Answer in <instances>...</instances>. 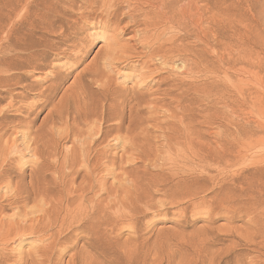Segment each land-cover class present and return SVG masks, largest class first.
<instances>
[{"label":"rangeland","instance_id":"obj_1","mask_svg":"<svg viewBox=\"0 0 264 264\" xmlns=\"http://www.w3.org/2000/svg\"><path fill=\"white\" fill-rule=\"evenodd\" d=\"M25 1L27 0H22L18 5V0H0V77L2 78V79L0 78V99H1L0 100V114H1L0 124H2L1 126L4 127V128L1 127L2 129H0V132L2 130V132H4V135H6V136H3L4 139L1 138L0 141H1V144H4L6 143L5 139L6 138L9 139L10 137L9 141L11 140V142H7L8 146H11V145L15 146L13 147V149L4 148L5 150L3 151L1 150V146H0V151H1L0 157L2 158V160L4 159V157H6L5 159H8V158L13 159L14 161L11 160V163H13L14 165H16L17 162L19 161L18 165L20 166L21 169L19 168L18 165H16L15 168L18 167V169L24 170L23 171L24 179H23V182H20L19 187H22L21 189H23L24 186H26L25 188L27 190H30L33 188L31 192L34 191L33 193L34 196L30 194V199H29L30 201L28 200V202H30L28 203L29 205L27 204V201H26L25 202L26 204L23 203L22 206L21 204L20 205L12 204L13 206L11 205L10 207L8 204L9 201L7 200L6 196H4L6 194H8L7 196H11L9 195L10 190L5 189V186L1 185L4 188L2 187L0 188V195H2L1 197L3 198V199L0 198V205L2 206L5 205L6 208L4 206L5 209H3V211L0 212V215H2L6 219H9V218L11 219V218H14V216H16L17 218H20L19 217L20 215L26 216L28 214V216L24 218L33 217V218L38 219L39 217H41L40 219L41 221L36 223L37 221L35 220V223H34L35 225L32 224V226L34 225L33 227L37 230V232H35L36 234L26 233L25 235L26 237L23 235V237L25 238L22 240L21 243L10 240L7 243L5 242L3 244H0V264H85V263L86 264L88 263L90 264H234V263L235 264H244V263L249 264L250 262L252 263V261H249V260L250 259L252 260L254 257L257 258V256L259 258L258 259L254 258L255 260L253 259L254 260L253 263L261 264L263 262L264 264V261H263L264 259V242H263L264 240L263 239L264 238L263 236L264 235V212H263L264 211V0H209L210 7H209L208 13L205 12L204 6L202 5L203 3L199 2L198 4L200 6H199L198 12L200 14L197 13L196 16L192 20L190 19L188 12L184 10L178 11L180 15L179 17L180 23L178 22V25H176V27L173 28L171 31V34L173 32V35H175L178 38V43L181 41L182 44H187L189 47L202 48L203 40L205 39L203 36L202 28L204 30V28L208 26V45H209V51H211L210 56L213 61V64L211 66L212 78L210 80L212 81V91H211L209 99L201 102L200 106L197 108L195 112L198 122L195 125L194 129H196L195 132L197 133V136H199V139L201 140L200 144L206 142L211 145H216V142L227 141L230 144L231 148L233 149H237L238 145L242 146L243 148L242 156L244 157V158L243 157L240 158L238 161H236L234 158L231 159L228 163L229 166L226 167L225 169H220L217 172L215 169L214 171L212 169V171L210 170L208 174H204V176L207 178L205 181L207 182L198 180V185L196 181V184L194 185V187L195 186L197 187L198 190L196 191H199L200 189L205 191V188L203 186L205 185L207 194H206V191L205 192L201 191L198 193V195L192 196L191 198H189L185 194L183 195L181 192H179V189L176 190V193L173 192L176 187L175 182L178 179L177 176L180 175L178 176L180 178L181 175L183 176V174L176 171L178 174H176L175 176V173L173 171L171 173H174V175L170 177L169 176L171 175L169 174L170 172L168 173L166 170L163 169V168H166L167 164L165 165L164 163L163 165L160 164L162 163L161 159L162 158L166 159L167 154H170L169 153L170 151L174 155V153H176L180 148H182L180 149L179 152L176 153V154H179V153L181 154L182 150L184 149L185 141L183 142L177 141L178 144L175 143L176 140L172 141V143L177 145L175 146L174 144L171 143V141L169 142L170 143L169 145V143L164 139V141L168 143L169 145L168 146L165 143L167 145L166 146L163 141V138H165V136L163 135V133H161L163 132L162 131L163 129L161 128V126L164 127V125L161 124L160 127L155 126L153 124L154 123L153 121L146 123L145 124L146 126L148 124L147 127L143 125L145 126L144 129L146 132L144 131L142 127L141 128L144 131V133L140 132V126H136L137 128H135L131 123H129L128 109H129V106L131 107L132 105L131 103H133V100L130 101L128 99L130 94H127L128 92L125 90H124L125 93H123L122 89H121L122 92L120 90L119 91L117 90V89H120L121 87L122 88L125 87V89H128V88L130 89L131 87L134 86V83L136 85V83L139 80L138 79L139 77L137 78V74H136L138 72L137 69L140 68L141 63L142 64L144 63V65L147 64L145 62H147L148 59L144 56L143 53L142 54L140 53L141 52L140 50H142L140 49L141 46L139 44H137V46L133 45V43H137L138 41L137 38L139 36V33L136 30L139 28H136L134 30V28L130 26L124 32L122 29L119 28L120 30L115 31L116 33L115 32L111 33V31H107L104 35L101 36L102 31L97 26H93L90 19L86 21L83 20L82 24L81 22H79L74 26L72 25L71 22H64L63 17H62L63 15L61 16L62 13L60 14L58 13L59 16H57L56 14L55 16H52V18L55 19L52 25H49L47 24V22L37 19L38 26L35 29L31 30L28 27L27 22L30 21L33 18V16L39 17L40 13L43 11L42 6L44 5V2L46 1L49 2L51 0H33V1L29 0L28 6H27L29 10L26 8V11L28 10L30 12L28 11L21 12L19 11L21 8L20 4L25 3ZM186 3H187V0H181L179 2L178 7L184 8ZM58 5H59L58 9L62 10V7L60 6L61 4H58ZM194 11L195 9H193V12ZM206 15L208 16V23L205 20ZM199 17L203 19L202 23L196 22V20ZM126 21L127 20H124L121 26H124ZM61 22L65 23L63 24L62 29L59 27L61 25L60 24ZM202 24H203V27L201 28L200 26ZM69 25H71L72 27L70 28ZM75 28L76 30H74ZM78 28L80 29L78 30ZM121 32L123 34H121ZM114 34H116V36L119 34L117 36L116 41L120 39V42L119 41L116 42V45L113 44L107 49V46L111 44V42L108 39L110 35H114ZM81 41H83L85 44ZM106 41L108 42V44L109 43L110 44L109 45L106 44ZM77 43L81 45L82 49L80 51H77L76 49L73 48V45ZM121 43L122 44L124 43V45H122ZM119 48L121 49L120 52H119L120 50ZM114 49L118 54L114 52ZM74 50L76 51V54L74 53L75 52ZM81 51H82V54H81ZM105 52H106V56L104 55ZM107 53L108 55L110 54V56L113 54L112 55L113 57L108 58ZM137 53H140V55ZM115 55L116 56L118 55V58L116 57L118 60L114 59ZM102 56L103 57L105 56L104 58L107 57V59H104ZM140 56L142 59L140 58ZM101 57L104 59L103 60L104 62L105 60H108V62L110 63L108 67L110 69L107 66L103 65L104 62L102 61ZM111 59H114L115 61L114 60L112 61ZM142 60H144L145 62H143ZM5 64H10L12 67H16V68L10 71H7V72L2 71L1 69L5 66ZM113 64L115 67L113 66ZM152 64L154 68H156L159 66L160 61L157 59L153 60ZM174 64H176V66L178 67L180 66L182 67L183 65L181 64L180 60H178ZM168 66L166 65L167 69H171L175 67V65L173 64L168 65ZM97 68L98 69L102 68L103 71L105 70L104 71L105 74L98 75L101 73L102 70L101 69L98 70ZM93 69L95 70V72L92 71ZM111 70L113 71V73ZM143 70L145 71L146 69H143ZM150 70L151 72L153 71L152 66ZM103 71L102 73H104ZM107 71H110V73H112L111 76L113 77H111L109 72ZM160 72H162V74L164 73L163 75H167L166 69H163ZM175 72L180 73V71H175ZM79 73L82 77L80 75L77 77ZM154 74H152V79L154 78L156 79L157 77L155 76L156 74L155 75ZM9 75H12L11 79L9 81H6L5 79ZM107 75L110 77H108ZM100 76L103 77L102 82L106 80L104 78L106 76L109 78V79L107 78L109 82L112 81L110 83V88L111 87L114 88V84L116 82L120 85L119 87L117 83L115 84L116 86L115 89L118 92L117 93L114 92V95L118 94L117 96L116 95L113 96L112 94H110L107 100L102 99V95L99 90L100 84L102 83L100 80L102 77ZM240 77L242 78L241 86L244 91V95H242L241 97H239L238 92L235 90L233 86L235 83H237V80L238 78L240 79ZM78 78H80L81 80ZM196 78L198 79V80L195 79L196 82H202L204 80L202 76H200L199 78L198 77ZM98 80L100 81L98 82ZM4 83L6 84L5 86H4ZM34 83H37V85ZM51 83L53 85V90L52 89H49L48 91L45 90L46 95L50 94V99L48 102H45L46 105L44 106V104L42 105V98L44 96L41 97L39 93H40V90H43L44 88H46V86L48 88V85ZM26 85H28V87ZM31 85H33L34 88L31 87ZM9 86L10 87L12 86L11 90ZM79 86H80V89H79ZM110 88L109 90L111 91ZM78 90L79 91L82 90L81 91L82 93L79 92ZM78 92L81 94H79ZM91 93H94V94H91ZM112 96L113 98H111ZM120 96L122 97L120 98ZM10 97H12V99L14 100L10 99ZM36 97H39L40 99L38 98L37 100ZM99 98L101 99L99 100ZM116 98H118V101L116 100ZM122 98L124 101H120L122 100ZM101 100H102V103L105 105V107L106 106L108 107V104L110 105V104L116 103L114 105H110L113 108L114 112L119 113V114L115 113V115H117L115 116L116 117L115 120L113 119V120L105 121L103 119L101 120L100 117L96 118L94 115H91L94 112V110L91 111V109L101 110V107L103 106V104L100 105ZM34 101L35 102L38 101V102L35 103ZM26 102L28 103L26 104ZM31 102H32L33 108L29 106ZM94 102H95V106H94ZM97 102L98 104H96ZM11 103H14V104H11ZM23 104L26 106L29 104L28 106L30 108L25 107ZM120 104L122 105L120 106ZM89 105L90 106L92 105L91 109H89L90 108ZM158 107L160 108V110L159 108H157L159 112L157 111V115L155 114L157 118L159 117L158 120L162 121V120L168 119L170 115L169 114L170 111L165 107L163 108H161L160 106ZM54 108H56L57 111L54 110ZM58 108H59V111H58ZM114 108H117L116 109L117 111ZM164 108L167 112H165ZM28 109L30 111H28ZM107 109L108 108H106L105 110V114H107L105 116L107 119H109L111 118L109 116L111 115L112 112L110 113V111H108ZM110 110L113 111L112 109ZM50 111H51V115L49 116L48 113ZM89 112H91V114H88ZM132 112L134 111H131V113ZM25 114L27 115L25 116ZM5 115L7 118H3L5 117ZM55 116H57L56 119H54ZM92 116H94V118ZM163 116L164 118H162ZM69 117L73 119H71L70 121ZM120 117L123 123V127H122L123 131L119 130L118 132V130H115V128H113L112 130L108 129L110 124L111 123L114 124L118 122L117 120H119ZM66 118L67 120H64ZM74 118H75V121H74ZM88 118L90 119L92 118V120L93 121L95 120V122L94 123L86 122L85 120H88ZM95 118L98 120L96 121ZM23 119L25 120L26 124L24 123ZM76 119L78 121H76ZM125 119L128 121V124H126L127 121ZM55 120L57 121L55 122ZM65 121H67L69 125ZM63 122L66 123L65 124L66 126L64 125ZM19 123L22 125V128H21L22 130L23 128H25L23 132L22 130H20L21 125ZM95 123H97L96 125L98 129H100V131L101 130L104 131L105 129L110 130V133L108 134L112 135V136H109L106 133L105 140L101 141L102 142L101 144L99 141L94 140L96 138L94 137L96 136L95 132L92 131L94 134L90 133L91 128L95 125ZM181 123H180V126L181 125L183 126V124L186 122H184L183 120L181 121ZM78 124L83 126V128L80 127ZM91 124H92V127H91ZM96 125L94 126L96 129L93 127L95 131L98 130ZM127 125L128 126L130 125V128H128V130L130 129L129 131L125 128V126L127 127ZM237 125H240V129L238 128ZM56 126L57 128H54ZM68 126L69 128L67 130L66 128ZM71 126L75 130L72 131ZM77 126L78 128H75ZM84 126L86 128H84ZM28 127L29 129L27 130L26 128ZM3 129L5 131H3ZM30 129L33 131V133ZM54 129L57 131L54 132L55 131ZM63 129L65 130L64 131L65 133L63 132ZM86 129H89V130L87 131ZM124 129H126V131L128 132V134L126 132L128 136H126ZM49 130H50V133H49ZM66 130H67V134H66ZM77 130L79 132V133L77 132L78 137L79 135H81L79 137L80 139H77L78 137H76L77 135H75ZM113 130L114 132L112 133ZM164 132L165 133L167 132L166 127H164ZM83 133H86L88 137L86 134H83ZM12 136L14 137V139H12L13 138ZM74 136L78 141L76 139L75 141L73 140L74 138L72 137ZM82 136H84L87 140L84 139V137L82 138ZM108 136L113 137V138L111 139L109 138L108 140ZM129 136L132 137V139H130ZM159 136H162L163 138ZM35 138L38 141L34 140ZM70 138H72V141L69 140ZM113 139L115 141H113ZM23 140L29 144L31 142V145L34 147L27 144ZM129 140L130 141L132 140V142H129ZM34 141H36V144H38L37 147L35 146L36 144ZM127 141L129 145L127 144ZM14 142L16 145L10 144ZM84 142L86 143L85 145H84ZM92 143H95L94 144L95 146ZM130 143H132V145L134 143V146H131ZM80 144H82L83 146L81 147ZM72 145L74 146L73 148H72ZM162 145L165 147L163 148ZM46 146H49L51 148L50 149L48 147L46 148ZM124 146L127 147L128 149H126ZM178 146L180 148H178ZM122 147H124L125 150ZM33 148L37 149V154H38V155L36 154L35 156L33 155L34 157L31 155L33 154L32 153ZM38 148H41V149H38ZM74 148L75 150H73ZM110 148L113 149V151ZM163 149H166L167 151L166 150L163 151ZM14 150L16 151L14 152ZM46 150L51 155L45 152ZM90 150L91 151L93 150V151L91 152ZM105 150L108 152H106ZM5 151H7V154L9 155V157L8 155H6ZM86 151L88 153H86ZM127 151L128 152L130 151V152L128 153ZM3 152L5 153V156L2 155ZM18 152L20 153V155L18 154ZM70 152H72L73 154ZM104 152H105V156H103ZM125 152H127L128 154L126 155ZM14 153H16L18 157ZM44 153L46 157L44 156ZM80 153L82 155L87 154V157L89 159V165L85 161L84 162L81 161L80 163L78 162V166L81 169L80 170L81 172L79 171V176L83 172L81 176L84 174L82 178H85V180L81 179L80 178L81 176L80 177L78 176L76 177V179L80 178V181L77 180L76 182V179H75L74 180L75 184L73 183L72 184L73 186H78L81 183V186H83L86 182H88L86 181L87 177H88L87 180L89 181H93V180L97 181L99 178L102 177L100 181L99 180L97 181L98 188L96 187L94 192H87V191L84 192V194L87 197V200L85 203L86 210L88 213L90 212V207L88 206L91 205L92 201H96L97 203H99V205L101 206V209L103 207L108 209L107 207L109 206L108 202L113 196H115V199L117 197L119 198V199L117 198L119 200L118 202L115 201L117 204H119V208L123 207V206H120V204L125 200L124 208L126 207V209L124 208L118 209L117 204H116V207L112 208L111 210L108 209L109 212H111V214L114 212L113 215L110 214V221L111 222L116 221V227H113L115 226L114 222H113L114 225L110 222L111 223L110 226L109 225L104 226L106 225L104 220L100 221L101 224H99V222L97 221L98 219L96 220L94 217H92L91 216L92 214H89L90 216H88L84 220L83 223L77 222L76 220L75 221L73 220V222H71L72 221L70 220L71 218H67V220H65L63 224H60L61 218H59L56 222H54V225H53V221H51L50 218L48 219V221L46 220L47 216L45 213V209L48 208V206L52 203V201L54 200L56 196H59L60 194H66L67 190L70 187V185L67 183L68 185L64 187L62 186L64 188L63 189L61 186H59L58 183H56L57 180H59L57 178L58 174H57L56 169L59 167V164L61 163L63 164V162L68 159L69 161L71 158L72 159L75 158L76 160L82 159L81 157H79L81 155ZM54 154H55V157H53ZM115 154L117 156H115ZM23 155H24V158H23ZM39 155L41 156L38 157ZM106 155L107 156L110 155L109 157L113 161L110 158H108ZM118 155L119 156L121 155V156L119 157ZM12 156H14V158ZM84 156L86 158V155ZM147 156L148 158H146ZM90 157L93 159V161L92 159H90ZM100 157L101 158L104 157L106 161H104L103 158L100 159ZM159 157L160 158L162 157V158L159 159ZM18 158L19 160L17 161L16 159ZM34 158H40L38 160L43 159L46 161V163L48 162L51 163V164H45V166L42 168L43 170L40 169L42 171L39 170V172H41L42 175L41 173L38 172V170H36L35 168L36 166H33V163H31V161L35 162V160H32ZM127 159L129 161H126ZM134 159H136V161ZM20 160L23 161L22 167H21V164H19ZM94 160L98 164L97 166L99 165L100 166L98 167V169H96L95 171L96 173L93 172L94 174L92 175L90 174V179H89V175H87L89 174L88 173L89 166H91L90 164L94 163ZM109 160L111 161L109 162ZM90 161L92 163H90ZM130 161L132 162L130 163ZM103 162H107L109 163V165L106 163L108 165L106 166V164ZM121 162L124 164L120 165ZM113 163H114V166L112 165L113 167L111 166L112 169H110L111 167L109 168V166L110 164H113ZM118 163L119 165H117ZM46 165H48L50 168H48ZM82 166H83V169H82ZM104 166L108 167L109 169L105 168ZM119 166L123 167V169L122 168L120 169ZM51 167L53 168V170ZM102 167H104L103 169L105 171L101 169ZM44 169L46 170L50 169V170L44 171ZM66 169H68V167H65L64 171ZM132 169L134 170V172L132 171ZM99 170H101V172ZM111 170H113L116 173H113ZM67 171L68 170H66L65 172ZM85 171L87 173L86 177L84 173ZM107 171L109 172V174ZM33 172L34 174L36 175L40 174L41 176L33 175ZM30 173H31V177H30ZM112 173L113 175L115 174L117 175L118 173V175L112 176ZM159 173L165 176L168 175L169 182L172 184L171 186V184H169L168 182V186L172 189L169 188V191L167 190V192L163 194L161 191L155 192L154 189L151 188L150 196L148 197V199L150 200H148L147 202L138 201L137 196L143 193L145 188L149 185L148 183H151L150 176L153 175L156 177V175L154 174H159ZM11 174L14 175L13 176V186L10 187V189L14 187L11 190V193H12V192H15L16 190L14 183L18 181L20 178L17 175H15V172H11ZM102 174L103 175L105 174V175L100 177V175ZM120 174L123 176H121ZM212 174L213 176H211ZM209 175L213 177L214 179L213 181H210V178L208 177ZM46 176L48 177L46 178ZM97 176L99 177L98 179H97ZM185 176H183L182 178L183 179L187 178ZM92 177H94L95 179H92ZM103 177L105 178L104 180H106V177H107V180H106L107 182L104 180L102 181ZM124 177H125V181L126 179H128L126 183L125 181L123 182ZM172 177H175L176 179ZM30 178H32V181L30 180ZM37 179L43 182L44 187L48 189L47 190V196H49L48 199L47 197L45 198L41 196V194L39 195L37 194V192H35V190H37V187L41 186L40 184H37ZM82 180H84L83 181L84 183L82 182ZM28 181L33 182V184L32 183L29 184L30 182ZM21 183H23V185ZM54 183H56L57 185ZM104 183H107V184H104ZM99 184H102L100 185L101 189L99 188ZM199 184L201 187L199 186ZM104 185H106L107 188H105ZM186 187L189 190V186H183V189H181V191L186 192L187 190L185 189ZM102 188H104V190H102ZM158 188L160 189L161 187H158ZM158 188H156V190ZM99 189L101 193L100 191H98ZM105 189H107L106 191L111 194H106L107 192L105 191ZM5 190L6 191L8 190L9 193L8 192L6 193ZM116 190L118 191L116 192ZM97 191L98 193H96ZM112 192H114V195ZM131 192H132V195H131ZM238 194H241V196H239ZM123 195H124V198L126 199L122 198ZM125 195H127L128 198H129V195H131L132 199L129 198L130 199L129 200L127 197H125ZM133 195H134V198H133ZM200 196L201 198L202 197H204V199L206 198L205 200L206 202H204L203 201L204 199L202 200ZM90 199H92V201ZM135 199L137 200L136 202L134 201ZM34 203H36L37 206ZM126 203L127 204L130 203L132 206L130 204L127 205ZM173 204L174 206H172ZM24 205L25 206L28 205L29 207L28 206L25 207ZM121 205H123V203ZM17 206L23 207V209L20 207L21 211L19 212L20 214L18 216L16 212H18L19 211L18 209L20 208H17ZM36 207L37 209L38 208L40 209L37 210ZM135 207L137 210L135 209ZM134 210L137 212V214L135 213ZM121 211L124 213L122 214ZM139 211L142 215L139 213ZM117 212H120L121 216ZM126 212L127 213L129 212V213L126 214ZM40 213L42 215H40ZM130 215L131 217H133L132 218L133 220L129 219L131 218ZM22 216H21V219L23 218ZM114 216L117 218H115ZM89 217H90V220H89ZM91 217L94 221L91 219ZM119 217L124 221L120 223L121 219ZM68 220L69 222L67 223H69V225L66 224V221ZM91 221L95 223L93 224V227L90 226ZM117 221L119 223H117ZM41 222L43 226H39L41 225L40 224ZM87 222L88 224L90 223L89 226L87 228H83L82 230L81 227L83 225L85 226ZM103 222H104V225H103ZM58 223H59V227L57 225ZM255 223L257 225L256 227L254 225ZM70 224H72L73 226ZM117 224H120V225H117ZM78 225H79V228H77ZM26 226L29 227L30 225L26 224ZM49 226L51 228H49ZM252 226H254L253 228L258 229L257 230L258 232L256 231V229L251 228ZM89 227H90V230H89ZM102 227L104 230L102 229ZM59 228H61L60 229L61 232ZM91 228L93 231L91 230ZM105 229L106 230L108 229L107 231L108 234L104 233V231L106 232ZM259 229L262 233L259 231ZM41 230L44 231L45 236L43 234V231L41 232ZM95 230H96V233H95ZM251 231L254 234H252ZM47 232L49 235L52 232H53L52 233L53 235L56 233L55 234L56 236H49L47 235ZM115 232L116 233L118 232V233L116 234ZM78 233L79 235H77ZM48 236L50 239L46 238ZM250 236H252V238L254 237V238H259V239L253 238L254 240H252ZM42 237L46 240H44ZM52 237L54 239H52ZM56 238L58 239L56 240ZM47 239L50 241L52 240V241L50 242ZM47 241L50 242L52 245L48 243L49 245H51L48 247V244H46ZM260 241L262 242L259 244L258 242ZM43 242L45 243L44 244L45 246L41 245ZM50 247L52 248L51 250H50ZM48 248L50 251L48 250L47 252ZM256 248H258L260 251L256 250ZM255 254H259V255H255ZM250 256L251 258L248 259ZM234 260L236 262H234Z\"/></svg>","mask_w":264,"mask_h":264},{"label":"bare ground","instance_id":"obj_2","mask_svg":"<svg viewBox=\"0 0 264 264\" xmlns=\"http://www.w3.org/2000/svg\"><path fill=\"white\" fill-rule=\"evenodd\" d=\"M22 0H18V5H19V3L21 2ZM33 1V0H32ZM181 0H51V1H49V2H44V5L42 6L43 7V11L40 13V15H39V17H35V16H33V18L30 20V21H28L27 22V24H28V27L31 29V30H33V29H35L37 26H38V23H37V19H40V20H42V21H45V22H47V24H49V25H52L53 23H54V21H55V19L54 18H52V16H55V14L57 15V16H59V14L60 13H62L61 14V16L63 17V20H64V22H71L72 23V25H76L77 23H79V22H81V24L83 23V20H88V19H90L91 20V23H92V25L93 26H97L102 32V34H101V36L102 35H104L107 31H111V33L112 32H115V31H119L120 29H122L123 30V32L126 30V29H128L130 26L131 27H133L134 28V30L136 29V28H139V29H137L136 31L139 33V36H138V41H137V43H133V45H136L137 46V44H139L140 46V49H142V50H140L141 52V54L143 53L144 54V56L148 59L147 60V62H145L144 60H142L143 62H145V63H147L146 65H144V63L142 64L141 63V66H140V68L139 69H137L138 70V72L136 73L137 74V78L139 79L138 80V82L136 83V85H135V83H134V86L133 87H131L130 89L128 88V89H125V87L124 88H120V89H117L118 91L120 90L121 91V89L123 90V93H125V91H127L128 93L127 94H130V96L128 97V99L131 101V100H133V103H131L130 105H131V107L129 106V109H128V118H129V123H131L135 128H137L136 126H140V132H142V133H144V131H145V129H144V127L146 126L145 124L146 123H149V122H151V121H153L152 123L155 125V126H161V124L162 125H164V127H166V129H167V132L165 133L164 132V127L163 126H161V128L163 129L162 131L163 132H161V133H163V135L165 136V138H163L162 136H159V137H162L163 138V141H164V139L169 143L170 141H171V143H172V141H174V140H176V144H178L177 143V141H185V145H184V149L182 150V155L180 154H176L177 152H179L180 151V149H182V148H180L179 146H180V144H179V146H178V148H180L176 153H174V155L171 153V151L169 152L170 154H167V157H166V155H165V157H166V159H164V158H160L159 157V159H161V161H162V163H160L161 165H163V163H164V165L165 164H167V166H166V168H163L164 170H166L169 174H171V175H169L170 177L171 176H173L174 175V173H175V176H176V174H178L177 172H180V173H182L183 174V176H185V177H187V178H185V179H183L182 177V175H181V177L179 178L178 176H180V175H178L177 176V181L175 182V184H176V187H175V189H174V193H176V190L177 189H179V192H181L183 195L185 194L186 196H188L189 198H191L192 196H196V195H198V193L199 192H201V191H203L202 189H200L199 191H196V190H198L197 189V187L195 186L194 187V185L196 184V181H197V185H198V180H202L203 182H207V181H205L207 178L204 176V174H208L209 173V171L211 170L212 171V169H213V171H214V169L216 170V172L218 171V170H220V169H225L226 167H228L229 165H228V163H229V161L231 160V159H235L236 161H238L240 158H242L243 156V148H242V146H240V145H238V147H237V149H233V148H231V146H230V144L227 142V141H221V142H216V145H211V144H209V143H206V142H204V143H202V144H200L201 143V140L199 139V136H197V133L195 132L196 131V129H194L195 128V125L197 124V122H198V119L196 118V115H195V112H196V110H197V108L200 106V103L201 102H203V101H205V100H207V99H209V97H210V94H211V91H212V81H210L211 80V78H212V70H211V66H212V64H213V61H212V59H211V56H210V52L211 51H209V45H208V26H206V28H204V30H203V24L200 26L201 28H202V31H203V36H204V40H203V44H202V48H197V47H189L187 44H182L181 43V41L178 43V38L175 36V35H173V32H172V34H171V31H172V29L173 28H175L176 27V25H178V22L180 23V15H179V10H184V11H186V12H188V14H189V17H190V19L192 20L195 16H196V14L197 13H199L198 12V10H199V2H201V3H203L202 5L204 6V9H205V12L206 13H208V11H209V5H210V1L209 0H187V3H186V5L184 6V8H179L178 7V5H179V2H180ZM28 3H29V0H27V1H25V3H23V4H20L21 5V8H20V10L19 11H21V12H27L29 9L27 8V6H28ZM58 4H61L60 6L62 7V10H59L58 8H59V5ZM20 7V6H19ZM26 8L28 9L27 11H26ZM193 9H195V11L193 12ZM62 11V12H61ZM28 12H30V11H28ZM59 13V14H58ZM182 13V12H181ZM200 14V13H199ZM185 15V14H184ZM188 19V18H187ZM124 20H127L126 22H125V24H124V26H121V24L123 23V21ZM205 20L207 21V23H208V16L206 15V17H205ZM64 22H61L60 24V28L62 29L63 28V24H65ZM196 22L197 23H202L203 22V19L201 18V17H199L197 20H196ZM205 22V21H204ZM26 24V25H27ZM48 25V26H49ZM84 25V24H83ZM69 27L71 28L72 26L71 25H69ZM83 27V26H82ZM181 27V26H180ZM45 28H47V27H45ZM76 28H77V26H76ZM76 28L74 29V30H76ZM120 28V29H119ZM80 28H78V30H79ZM81 30H82V28H81ZM62 32V31H61ZM127 32V31H126ZM135 32V31H134ZM74 33V32H73ZM116 33V32H115ZM110 34V33H109ZM120 34V33H119ZM118 34V35H119ZM121 34H123L122 32H121ZM185 34V33H184ZM117 35V36H118ZM176 35H178V34H176ZM186 35V34H185ZM74 36H76V35H74ZM107 36V35H106ZM117 36H116V34H114V35H110V37H109V41L111 42V44L109 45L108 44V40L106 41V44H108L109 46H107V49H108V47H110L111 45H113V44H115L116 45V42H120V39H118V41H116L117 40ZM187 36V35H186ZM120 37V36H119ZM122 37V36H121ZM131 37V36H130ZM137 37V36H136ZM101 38V37H100ZM81 39V38H80ZM80 39H79V41H80ZM83 39V38H82ZM107 39V38H106ZM105 39V40H106ZM84 40V39H83ZM123 40V39H122ZM134 40V39H133ZM197 40V39H196ZM131 41V40H130ZM81 42H83V41H81ZM123 42V41H122ZM128 42V41H127ZM135 42V41H134ZM84 43V42H83ZM126 43V42H125ZM85 44V43H84ZM119 44V43H118ZM117 44V45H118ZM122 44V43H121ZM72 45V44H71ZM122 45H124V43L122 44ZM122 45H120V46H122ZM72 47V46H71ZM86 47V46H85ZM90 47V46H89ZM125 47V46H124ZM73 48L74 49H76L77 51H80L82 48H81V45L79 44V43H77V44H75V45H73ZM120 49V48H119ZM75 51V50H74ZM83 51V50H82ZM82 51H81V54H82ZM121 51V49L119 50V52ZM107 52H109V51H107ZM114 52H116L115 51V49H114ZM114 52H113V54H114ZM126 52V51H125ZM125 52H123V53H125ZM75 54H76V51L74 52ZM78 53V52H77ZM110 53H112V52H110ZM117 53V52H116ZM140 53H137V54H139L140 55ZM31 54V53H30ZM74 54V55H75ZM112 54V55H113ZM118 54V53H117ZM120 54V53H119ZM29 55V54H28ZM71 55V54H70ZM105 56H106V52H105V54H104ZM110 56V54L108 55V53H107V56H108V58H112L113 56ZM72 56V55H71ZM104 56V57H105ZM110 56V57H109ZM120 56H122V55H120ZM103 57V56H102ZM101 57V58H102ZM103 57V58H104ZM118 58V55L116 56L115 55V58L114 59H116V60H118L117 58ZM144 57V58H145ZM69 58V57H68ZM75 58H77V57H75ZM102 58V61L104 60V59H107V57L106 58H104L103 59ZM140 58H141V56H140ZM114 59H111L112 61L114 60ZM121 59V58H120ZM142 59V58H141ZM159 60L160 61V64H159V66L158 67H156V68H154V66H153V64H152V62H153V60ZM75 60V59H74ZM111 60H110V62H111ZM178 60H180V62H181V64H183L182 65V67L180 68V67H178V66H176V64H174V63H176ZM101 61V62H102ZM115 61V60H114ZM104 62V61H103ZM117 62V61H116ZM114 63V62H113ZM109 62H108V60H105V62L103 63V65L104 66H109ZM115 64V63H114ZM114 64H113V66H114ZM152 64V65H151ZM171 64H173V65H175V67L174 68H171V69H167V67H166V65L168 66V65H171ZM112 65V64H111ZM140 65V64H139ZM99 66V65H98ZM102 66V65H101ZM113 66H112V68H113ZM151 66L153 67V71L151 72V70H150V68H151ZM100 67V66H99ZM115 67V66H114ZM169 67V66H168ZM14 68H16V67H12L10 64H5V66L1 69L2 71H10V70H12V69H14ZM104 68V67H103ZM109 68V67H108ZM98 69V68H97ZM101 70H102V68H100ZM100 69H98V70H100ZM105 69H106V67H105ZM110 69V68H109ZM129 69V68H128ZM135 69V68H134ZM143 69H146L145 71L143 70ZM163 69H166L167 70V75H163L162 74V72H160V71H162ZM98 70H97V72H98ZM108 70V69H107ZM114 70V69H113ZM131 70V69H130ZM93 72H95V70L93 69L92 70ZM103 71V70H102ZM102 71H101V73L100 74H98V75H104L105 74V70L103 71L104 73H102ZM112 71V70H111ZM175 71H180V73H176ZM96 72V73H97ZM100 72V71H99ZM107 72H109V74H110V76H111V74L113 73V71H112V73H110V71H107ZM133 72V71H132ZM136 72V71H135ZM81 73V72H80ZM80 73L77 75V77L80 75ZM83 73V72H82ZM156 75H155V74ZM240 73V72H239ZM238 73V74H239ZM5 74V73H4ZM106 74H108V73H106ZM152 74H154L155 76H157L156 77V79L154 78V79H152ZM93 75V74H92ZM81 76V75H80ZM108 76V75H107ZM104 77L106 80H104L103 82H102V80H103V77L102 76H100V77H102L100 80H101V84H100V87H99V90H100V92H101V95H102V99H105V100H107L108 99V96H110V94H112L113 96H115L114 95V92L115 93H117L118 91H116V86H115V84L117 83H115L114 84V88H110V83L112 82H109L108 81V77H110V76H108V77ZM200 76H202V78L204 79L202 82H196L195 81V79H197L196 77H200ZM11 77H12V75H9L8 77H6V81H9L10 79H11ZM55 77H56V75H55ZM82 77V76H81ZM111 77H113V76H111ZM1 78V77H0ZM108 78V79H107ZM136 78V77H135ZM136 78V79H137ZM2 79V78H1ZM77 79V78H76ZM78 79H80V78H78ZM99 79V78H98ZM112 79V78H111ZM4 80V81H5ZM81 80V79H80ZM100 80H98V82L100 81ZM113 80V79H112ZM198 80V79H197ZM114 81V80H113ZM241 81H242V78L240 77V79L238 78V80H237V83H235L233 86H234V88H235V90L238 92V95H239V97H241L242 95H244V91H243V89H242V86H241ZM97 82V81H96ZM95 82V83H96ZM33 83V82H32ZM114 83V82H113ZM15 84V83H14ZM17 84V83H16ZM34 84H36L37 85V83H34ZM118 84V83H117ZM6 84L4 83V86H5ZM9 85V84H8ZM12 85V84H11ZM28 85H30V84H28ZM28 85H26L27 87H28ZM50 85V86H49ZM48 85V88H47V86H46V88H44L43 89V87H42V89L43 90H40V93H39V95L42 97V96H44L43 98H42V105L44 104V106L46 105L45 104V102H48L49 101V99H50V94H48V95H46L45 94V90L46 91H48L49 89H52L53 90V85H52V83L51 84H49ZM119 85V84H118ZM25 86V87H26ZM35 86V85H34ZM39 86V85H38ZM41 86V85H40ZM99 86V85H98ZM111 86H112V84H111ZM132 86V85H131ZM10 87V86H9ZM12 87V86H11ZM11 87H10V90H11ZM31 87H33V85H31ZM30 87V88H31ZM36 87V86H35ZM119 87H120V85H119ZM34 88V87H33ZM84 88V87H83ZM109 88L111 89V91L109 90ZM127 88V87H126ZM79 89H80V86H79ZM85 89V88H84ZM8 90V89H7ZM30 90H32V89H30ZM125 90V91H124ZM129 90V91H128ZM79 91V90H78ZM82 91V90H81ZM81 91H79V92H81ZM52 92V91H51ZM78 92V93H79ZM122 92V91H121ZM49 93V92H48ZM82 93V92H81ZM81 93H79V94H81ZM84 93V92H83ZM120 93V92H119ZM8 94H10V93H8ZM52 94V93H51ZM91 94H94V93H91ZM97 94H99V93H97ZM127 94H125V95H127ZM38 95V94H37ZM118 95V94H117ZM116 95V96H117ZM10 96V95H9ZM15 96V95H14ZM19 96V95H18ZM17 96V97H18ZM21 96V95H20ZM74 96V95H73ZM113 96L111 97V98H113ZM124 96V95H123ZM12 97H13V95H12ZM12 97H10V99H12ZM16 97V96H15ZM122 96H120V98H121ZM19 98V97H18ZM21 98V97H20ZM37 98V100H38V98L39 97H36ZM87 98V97H86ZM119 98V97H118ZM118 98H116V100L118 101ZM40 99V98H39ZM101 98H99V100H100ZM110 99V98H109ZM1 100V99H0ZM12 100H14V99H12ZM81 100V99H80ZM79 100V101H80ZM97 100V99H96ZM104 100V101H105ZM115 100V99H114ZM113 100V101H114ZM128 100V101H129ZM11 101V100H10ZM65 101V100H64ZM68 101V100H67ZM112 101V100H111ZM120 101H124L123 100V98H122V100H120ZM35 102V101H34ZM36 102H38V101H36ZM35 102V103H36ZM39 102H40V100H39ZM85 102V101H84ZM108 102V101H107ZM110 102V101H109ZM115 102V101H114ZM127 102V101H126ZM28 102H26V104H27ZM30 103V102H29ZM89 103V102H88ZM101 104L100 105H102L103 103H102V100H101V102H100ZM122 103V102H121ZM125 103V102H124ZM145 103V104H144ZM11 104H14V103H11ZM34 104V103H33ZM50 104V103H49ZM48 104V105H49ZM58 104V103H57ZM96 104H98V102L96 103ZM108 104V103H107ZM114 104H116V103H114ZM114 104H110V105H114ZM24 105V104H23ZM29 105V104H28ZM26 106V105H24L25 107H29V106H33L32 105V102H31V104L29 105V106ZM42 105H41V107H42ZM82 105V104H81ZM109 104H108V107L106 106L105 107V105L103 104V106L101 107V110L99 109V110H96V109H91V106L89 105V109H91V111H93L94 110V112L91 114V112H89L88 114H91V115H94L96 118H101V120L103 119V120H115V116H117V115H115V113H118V112H114V110H113V108L110 106ZM122 104H120V106H121ZM12 106V105H11ZM37 106V105H36ZM40 106V105H39ZM94 106H95V102H94ZM97 106V105H96ZM117 106V105H116ZM120 106H119V108H120ZM126 106V105H125ZM158 106H160L161 108H163V107H165V108H167L169 111H170V115H169V118L168 119H165V120H162V121H160V120H158L159 119V117L157 118L156 117V115H157V108H159ZM9 107H10V105H9ZM13 107V106H12ZM17 107V106H16ZM100 107V106H99ZM115 107V106H114ZM124 107V106H123ZM30 108V107H29ZM33 108V107H32ZM88 108V107H87ZM93 108V107H92ZM96 108V107H95ZM106 108H108L107 110L108 111H110V113H111V115L109 116V117H111V118H109V119H107L106 118V116L105 115H107V114H105V110H106ZM126 108V107H125ZM165 108H164V110H165ZM19 109V108H18ZM22 109V108H21ZM42 109V108H41ZM110 109H112L113 111H111ZM115 110L117 109V108H114ZM34 110V109H33ZM37 110V109H36ZM54 110H56L57 111V109L56 108H54ZM87 110V109H86ZM96 110V111H95ZM159 110H160V108H159ZM26 111V110H25ZM28 111H30L29 109H28ZM32 111V110H31ZM53 111V110H52ZM58 111H59V108H58ZM90 111V110H89ZM117 111V110H116ZM131 111H134V112H132L131 113ZM33 112V111H32ZM120 112V111H119ZM123 112H124V110H123ZM123 112H122V114H123ZM159 112V111H158ZM165 112H167L166 110H165ZM164 112V113H165ZM54 113V112H53ZM55 113H57V112H55ZM59 113V112H58ZM163 113V114H164ZM29 114V113H28ZM87 114V113H86ZM119 114V113H118ZM156 114V115H155ZM161 114H162V112H161ZM3 115V114H2ZM27 114H25V116H26ZM48 115L50 116L51 115V111L48 113ZM154 115H155V117H154ZM0 116H1V114H0ZM84 116V115H83ZM94 116H92L93 118H94ZM123 116V115H122ZM126 116V115H125ZM56 117L57 116H55L54 117V119H56ZM79 117V116H78ZM82 117V116H81ZM88 117H89V115H88ZM119 117V116H118ZM117 117V118H118ZM3 118H7L6 117V115H5V117H3ZM70 118V121H71V119H73V118H71V117H69ZM77 118V117H76ZM84 118V117H83ZM95 118V119H96ZM124 118V117H123ZM126 118V117H125ZM162 118H164V116L162 117ZM162 118H160V119H162ZM1 119V118H0ZM26 119V118H25ZM86 119H87V117H86ZM90 118H88V120H89ZM24 120V119H23ZM57 120H58V118H57ZM57 120H55V122L57 121ZM64 120H67V118L66 119H64ZM79 120H81V119H79ZM88 120H85L86 122H88V123H91V122H95V120L93 121L92 120V118L90 119V120H92V121H88ZM98 119H96V121H97ZM100 120V121H101ZM126 120V119H125ZM184 120V122H186V123H184L183 124V126L181 125L180 126V123H181V121H183ZM186 120V121H185ZM74 121H75V118H74ZM74 121H72V122H74ZM76 121H78L77 119H76ZM118 122H116V121H114V122H116V123H111L110 124V126H109V128L108 129H113V128H115V130H118V132H119V130H122L123 131V129H122V127H123V123H122V120H121V117H120V119L119 120H117ZM127 121V120H126ZM66 123H67V121H65ZM99 122V121H98ZM1 123H2V121H1ZM24 123H25V120H24ZM23 123V124H24ZM64 123V122H63ZM66 123H64V125L66 124ZM71 123V122H70ZM82 123V122H81ZM126 123V122H125ZM183 123V122H182ZM181 123V124H182ZM20 124V123H19ZM26 124V123H25ZM68 124V123H67ZM73 124V123H72ZM75 124V123H74ZM97 123H95V125H96ZM99 124V123H98ZM126 124H128V121H127V123ZM152 124V125H153ZM2 124H0V129H2V128H4V127H2L1 126ZM21 125V124H20ZM28 125V124H27ZM27 125H26V127H27ZM69 125V124H68ZM71 125V124H70ZM79 125V124H78ZM85 125V124H84ZM94 125V126H95ZM103 125V124H102ZM131 125V126H132ZM143 125H145V126H143ZM153 125V126H154ZM3 126H4V124H3ZM29 126V125H28ZM66 126V125H65ZM80 127H82L83 128V126H81V125H79ZM86 126H87V124H86ZM93 126V127H94ZM101 126V125H100ZM147 126H148V124H147ZM146 126V127H147ZM154 126V127H155ZM238 126V128L240 129V125H237ZM2 127V128H1ZM19 127V126H18ZM24 127V126H23ZM48 127H50V126H48ZM72 127V126H71ZM70 127V128H71ZM80 127H79V129H80ZM89 127V126H88ZM91 127H92V124H91ZM90 127V128H91ZM91 128V131H90V133H93L92 131H94L95 132V134H96V136H94V137H96L94 140H96V141H99L100 142V144L102 143L101 141H103V140H105V137H106V133L108 134V133H110V130H104V131H100V129H98V127H97V125H96V127H97V129L98 130H96L95 131V129L94 128ZM144 129V131L142 130V128ZM159 127H157V128H159ZM22 128V125H21V127H20V130H22L21 129ZM31 128V127H30ZM54 128H57V126L56 127H54ZM68 128H69V126L66 128L67 130H68ZM75 128H78V126L77 127H75ZM84 128H86L85 126H84ZM125 128L128 130V128H130V125L128 126L127 125V127L125 126ZM132 128V127H131ZM139 128V127H138ZM150 128V127H149ZM160 128V129H161ZM27 130L29 129V127L28 128H26ZM94 129V130H93ZM104 129V128H103ZM126 129H124L125 130V134H126ZM133 129V128H132ZM147 129V128H146ZM25 130V128H23V130H22V132ZM31 130V129H30ZM29 130V131H30ZM55 130V129H54ZM67 130H66V134H67ZM70 130V129H69ZM72 131L73 130H75V129H73V127H72V129H71ZM87 131L89 130V129H86ZM130 130V129H129ZM128 130V131H129ZM134 130V129H133ZM142 130V131H141ZM148 130V129H147ZM242 130V129H241ZM3 131H5L4 129H3ZM7 131V130H6ZM17 131H19V130H17ZM28 131V132H29ZM32 131V130H31ZM57 130H55L54 132H56ZM65 130L63 129V132H64ZM109 131V132H108ZM166 131V130H165ZM16 132V131H15ZM27 132V131H26ZM59 132V131H58ZM77 132H78V130L76 131V134L75 135H77ZM114 132V130L112 131V133ZM132 132V131H131ZM130 132V133H131ZM140 132H139V134H140ZM146 132V131H145ZM148 132V131H147ZM32 133H33V131H32ZM44 133V132H43ZM49 133H50V130H49ZM60 133H62V132H60ZM59 133V134H60ZM65 133V132H64ZM70 133V132H69ZM79 133V132H78ZM81 133V132H80ZM87 133V132H86ZM86 133H83V134H86ZM160 133V134H161ZM165 133V134H164ZM22 134V133H21ZM45 134V133H44ZM57 134V133H56ZM65 134V135H66ZM82 134V133H81ZM94 134V133H93ZM127 134H128V132H127ZM126 134V136H128ZM10 135V134H9ZM20 135V134H19ZM61 135V134H60ZM63 135V134H62ZM69 135V134H68ZM67 135V136H68ZM87 135V134H86ZM92 135V134H91ZM90 135V136H91ZM109 136H112V135H110V134H108ZM3 136H6V135H4V132H2V130H1V132H0V140H1V138H3L4 139V137ZM31 136V135H30ZM43 136V135H42ZM55 136V135H54ZM70 136H72V135H70ZM81 135H79V137H80ZM90 136H89V138H90ZM108 136V140H109V138L111 139V138H113V137H109ZM13 137V136H12ZM20 137V136H19ZM39 137V136H38ZM37 137V138H38ZM63 137V136H62ZM76 137H78V135L76 136ZM77 138V139H80V138ZM84 136H82V138H83ZM87 137H88V135H87ZM125 137V136H124ZM130 137V136H129ZM158 137V138H159ZM6 138V137H5ZM28 138V137H27ZM33 138V137H32ZM48 138V137H47ZM72 138H74L73 140L75 141V136L74 137H72ZM72 138H70L69 140H71L72 141ZM89 138H88V140H89ZM118 138V137H117ZM123 138V137H122ZM9 139H10V137H9ZM9 139L8 138H6L5 139V141H6V143H4V144H1V141H0V146H1V150L3 151V150H5V149H13V147H15L14 145H11V146H8V143L7 142H11V140L9 141ZM12 139H14V137L12 138ZM19 139V138H18ZM66 139V138H65ZM76 139V140H77ZM84 139H86L85 137H84ZM84 139H83V141H84ZM120 139V138H119ZM118 139V140H119ZM129 139V138H128ZM130 139H132V137H130ZM20 140H22V139H20ZM31 140H33V139H31ZM34 140H36V141H38L36 138L34 139ZM87 140V139H86ZM107 140V141H108ZM126 140V139H125ZM125 140H123V141H125ZM4 141V140H3ZM15 141V140H14ZM24 141V140H23ZM30 141V140H29ZM36 141H34L35 142V144H36ZM41 141V140H40ZM53 141V140H52ZM73 141V142H74ZM78 141V140H77ZM113 141H115L114 139H113ZM21 142V141H20ZM19 142V143H20ZM24 142H26V141H24ZM47 142V141H46ZM82 142V141H81ZM86 142V141H85ZM84 142V145L86 144ZM91 142V141H90ZM129 142H132V140L130 141L129 140ZM199 142V143H198ZM236 142V141H235ZM27 143V142H26ZM33 143V142H32ZM38 143V142H37ZM123 143H125V142H123ZM135 143V142H134ZM134 143H133V145H132V143H130L131 144V146H134ZM166 142L164 141V144H165ZM168 143H166L167 145H168ZM241 143V142H240ZM10 144H15V142L14 143H10ZM22 144V143H21ZM27 144H29V143H27ZM34 144V143H33ZM47 144V143H46ZM73 144V143H72ZM78 144V143H77ZM77 144H75V145H77ZM89 144V143H88ZM91 144V143H90ZM93 145L95 144V143H92ZM99 144V143H98ZM127 144L129 145V143H128V141H127ZM136 144V143H135ZM163 144V143H162ZM163 144V145H164ZM165 144V145H166ZM172 144H174V143H172ZM171 144V145H172ZM176 144H174L175 146H177ZM183 144V143H182ZM16 145V144H15ZM29 145H31V142H30V144ZM162 145V147L164 148L165 146H163ZM166 145V146H167ZM169 145H170V143H169ZM168 145V146H169ZM173 145V146H174ZM32 146V145H31ZM36 147L38 146V144H36L35 145ZM80 146L82 147L83 145L82 144H80ZM89 146H91V145H89ZM88 146V147H89ZM95 146V145H94ZM93 146V147H94ZM99 146V145H98ZM109 146V145H108ZM27 147V146H26ZM25 147V148H26ZM32 147H34V146H32ZM51 148V147H49V146H46V148ZM54 147V146H53ZM74 146L72 145V148H73ZM96 147H97V145H96ZM113 147V146H112ZM111 147V148H112ZM117 147V146H116ZM125 147V146H124ZM124 147H122L123 149H124ZM129 147V146H128ZM136 147V146H135ZM172 147V146H171ZM170 147V148H171ZM182 147V146H181ZM5 148V149H4ZM18 148V147H17ZM21 148V147H20ZM45 148V149H46ZM55 148V147H54ZM78 148V147H77ZM104 148V147H103ZM110 148V149H111ZM126 149H128L127 147H125ZM173 148V147H172ZM19 149V148H18ZM17 149V150H18ZM27 149V148H26ZM31 149V148H30ZM38 149H41V148H38ZM71 149V148H70ZM94 149V148H93ZM105 149H107V148H105ZM117 149V148H116ZM120 149H121V147H120ZM162 149V148H161ZM169 149V148H168ZM20 150V149H19ZM55 150V149H54ZM60 150V149H59ZM73 150H75V148L73 149ZM76 150H78V149H76ZM112 151H113V149H111ZM125 150V149H124ZM123 150V151H124ZM129 150H130V148H129ZM164 150H166V149H163V151ZM170 150V149H169ZM177 150V149H176ZM16 150H14V152H15ZM21 151V150H20ZM19 151V152H20ZM42 151H43V149H42ZM50 151V150H49ZM53 151V150H52ZM91 151V150H90ZM93 151V150H92ZM91 151V152H92ZM102 151H103V149H102ZM101 151V152H102ZM106 151V150H105ZM132 151V150H131ZM160 151V150H159ZM167 151V150H166ZM175 151V150H174ZM10 152V151H9ZM18 152V154L20 155V153ZM25 152H26V150H25ZM45 152H47V153H49L47 150L45 151ZM61 152V151H60ZM73 152V151H72ZM72 152H70V153H72ZM78 152V151H77ZM106 152H108V151H106ZM128 152V151H127ZM125 152L126 153V155L130 152ZM5 153H6V155H8L7 154V151H5ZM5 153L3 152V154L2 155H4L5 156ZM12 153V152H11ZM33 154H31L32 156L34 155H36L37 154V149L36 148H33V152H32ZM40 153H41V151H40ZM39 153V154H40ZM59 153V152H58ZM65 153V152H64ZM63 153V154H64ZM67 153H68V151H67ZM69 153V154H70ZM86 153H88L87 151H86ZM103 153V152H102ZM101 153V154H102ZM124 153V154H125ZM133 153V152H132ZM162 153V152H161ZM168 153V152H167ZM244 153H246V152H244ZM0 154H1V151H0ZM14 154H16V153H14ZM21 154H23V153H21ZM53 154V153H52ZM73 154V153H72ZM75 154V153H74ZM81 154V153H80ZM82 154H83V152H82ZM81 154V155H82ZM90 154V153H89ZM101 154H100V156H101ZM108 154V153H107ZM121 154V153H120ZM122 154H123V152H122ZM121 154V155H122ZM142 154V153H141ZM157 154V153H156ZM172 154V155H171ZM1 155V156H2ZM17 155V154H16ZM38 155V154H37ZM49 155H51L50 153H49ZM79 156V157H81L82 159H70V161H69V159L68 160H66V161H64L63 162V164L61 163V164H59V167L56 169L57 170V178L60 180V182H59V180H57L56 178V180H57V182L56 183H58L59 184V186H66V185H70V187H69V189L67 190V193L66 194H60L59 196H56L55 198H54V200L52 201V203L48 206V208H46L45 209V213H46V216H47V221H48V219L50 218V220L51 221H53V225H54V222H56L59 218H61V221H60V224H63L64 222H65V220H67V218H71L70 220H72L71 222H73V220L75 221H77V222H84V220L88 217V216H90L89 214H92L91 216L92 217H94L98 222H99V224H101L100 223V221H105V224L106 225H104V222H103V225L104 226H107V225H111V223L113 224V222H111L110 221V214H111V212H109V210H111L112 208H114V207H116V202L115 201H119L117 198V200L115 199V196H113L111 199H110V201L108 202V205L109 206H107L108 207V209L107 208H105V207H103L102 209H101V206L99 205V203H97L96 201H92V199H90L91 201H92V203H91V205L90 206H88V207H90V212L88 213L87 212V210H86V205H85V203H86V200H87V197H86V195L84 194V192H94V190H95V188L97 187V181L99 180L100 181V179L102 178L101 176H104L103 174L102 175H100V177L101 178H99L98 176H97V181L95 180H93V181H89V180H87L88 179V177L86 178V181H88V182H86L83 186H81V183L78 185V186H73V184H75V182H74V180L76 179V177H78L79 176V171L81 170L80 168H79V166H78V162L80 163L81 161H85L88 165H89V159H88V157H87V154H84V155H86V158H85V156L84 155H82V156ZM113 155V154H112ZM120 155V156H121ZM143 155V154H142ZM158 155H159V153H158ZM161 155V154H160ZM29 156V155H28ZM33 156V157H34ZM41 155H39L38 157H40ZM44 156H45V153H44ZM48 156V155H47ZM72 156V155H71ZM90 156V155H89ZM92 156V155H91ZM95 156V155H94ZM103 156H105V152H104V155ZM107 156V155H106ZM110 156V155H109ZM109 156H107L108 158H110ZM114 156V155H113ZM115 156H117L116 154H115ZM119 156V155H118ZM119 156V157H120ZM130 156V155H129ZM128 156V157H129ZM3 157V156H2ZM8 157H9V155H8ZM13 158H14V156H12ZM17 157H18V155H17ZM46 157V156H45ZM53 157H55V154H54V156ZM77 157H78V155H77ZM96 157H97V155H96ZM118 157V158H119ZM164 157V156H163ZM6 157H4V159L2 160V158L0 157V188L2 187V186H5V189H8V190H10V193H11V190L14 188H12V189H10V187H12L13 186V176L14 175H12L11 174V172H15V175H17L20 179L18 180V181H14L15 183H14V186H15V192H12L11 194L9 193V191L7 190H5L6 191V193L8 192L9 193V195H11V196H7L8 194H6V195H4V193H3V195L4 196H6V198H7V200L9 201L8 202V204H9V206L11 207V205L12 204H17V205H20L21 204V206H22V204L23 203H25L26 201H27V204L28 203H30V202H28V200L30 199V194H32L33 195V193H34V191H32L31 192V190L33 189H30V190H27L25 187L26 186H24V188L23 189H21L22 187H19V184H20V182H23V179H24V170H20L21 168H20V166L18 165V160H19V158L18 159H16L18 162H17V164L16 165H18L19 166V168L20 169H18V167L17 168H15V166L16 165H14L13 163H11V160L12 161H14L13 159H10V158H8V159H5ZM23 158H24V155H23ZM50 158V157H49ZM64 158V157H63ZM69 158V157H68ZM95 158V157H94ZM98 158H99V156H98ZM103 159H104V157H102ZM101 157H100V159H102ZM106 158V157H105ZM133 158V157H132ZM146 158H148V156L146 157ZM155 158V157H154ZM244 158V157H243ZM21 159V158H20ZM26 159V158H25ZM29 159V158H28ZM38 159H40V158H34V159H32V160H35V162H33V161H31V163H33V166H36L35 168H36V170H38V172H39V170L40 169H42L44 166H45V164H51V163H46V161L45 160H38ZM46 159V158H45ZM51 159V158H50ZM49 159V160H50ZM54 159V158H53ZM59 159V158H58ZM65 159H67V158H65ZM64 159V160H65ZM90 159H92L91 157H90ZM97 159V158H96ZM95 159V160H96ZM111 159V158H110ZM122 159V158H121ZM156 159V158H155ZM158 159V158H157ZM22 160V159H21ZM20 160V163L19 164H21V167L23 166V161H21ZM27 160V159H26ZM52 160V159H51ZM57 160V159H56ZM60 160H62V159H60ZM95 160H94V163L93 164H90L91 166H89V174H87L86 173V171L84 172L85 173V177H86V174L87 175H89V179H90V174L92 175V174H94V173H96L95 171H96V169H98V167L100 166H97L98 164L95 162ZM108 160V159H107ZM112 160V159H111ZM111 160H109V162L111 161ZM115 160V159H114ZM133 160V159H132ZM135 161H136V159H134ZM148 160V159H147ZM48 161V160H47ZM54 161V160H53ZM52 161V162H53ZM92 161H93V159H92ZM98 161V160H97ZM104 161H106L105 159H104ZM113 161V160H112ZM126 161H129L128 159L126 160ZM51 162V161H50ZM60 162H62V161H60ZM101 162V161H100ZM108 162V161H107ZM107 162H103V163H107ZM114 162H116V161H114ZM122 162H124V161H122ZM120 163V165L121 164H124V163ZM132 161H130V163H131ZM140 162V161H139ZM138 162V163H139ZM149 162V161H148ZM3 163V164H2ZM16 163V162H15ZM27 163V162H26ZM30 163V162H29ZM68 163H69V165H68ZM90 163H92L91 161H90ZM96 163V164H95ZM102 163V162H101ZM129 163V164H130ZM153 163V162H152ZM159 163V162H158ZM13 164V165H12ZM54 164H55V162H54ZM67 164V165H66ZM85 164V163H84ZM83 164V165H84ZM104 164V165H105ZM108 165H109V163H107ZM106 164V166H108ZM127 164V163H126ZM133 164H134V162H133ZM81 165H82V163H81ZM102 165V164H101ZM114 166V163L113 164H110V166H109V168L111 167V166ZM116 165V164H115ZM117 165H119V163L117 164ZM188 165V166H187ZM48 168H50L48 165H46ZM112 166V167H113ZM127 166V165H126ZM132 166V165H131ZM134 166H136V165H134ZM145 166V165H144ZM152 166V165H151ZM46 167V168H47ZM65 167H68V169H66V170H68L67 172H65L64 171V168ZM81 167V166H80ZM105 167V166H104ZM104 167H102L101 169H103ZM112 167L110 168V169H112ZM118 167V166H117ZM120 167V166H119ZM129 167V166H128ZM163 167H165V166H163ZM52 168V167H51ZM85 168V167H84ZM88 168V167H87ZM105 168H107V169H109L108 167H105ZM123 169V167H120V169ZM133 168V167H132ZM135 168V167H134ZM137 168V167H136ZM149 168V167H148ZM154 168H155V166H154ZM82 169H83V166H82ZM86 169V168H85ZM106 169V170H107ZM116 169H118V168H116ZM125 169H127V168H125ZM130 169V168H129ZM128 169V170H129ZM240 169V168H239ZM238 169V170H239ZM34 170V169H33ZM43 170V169H42ZM42 170H40V171H42ZM46 169H44V171H45ZM48 170H50V169H47L46 171H48ZM52 170H53V168H52ZM127 170V171H128ZM145 170V169H144ZM153 170V169H152ZM151 170V171H152ZM157 170V169H156ZM100 172H101V170H99ZM103 171H105L104 169H103ZM102 171V172H103ZM110 171V170H109ZM113 173H116V172H114L113 170H111ZM115 171H117V170H115ZM122 171V170H121ZM126 171V170H125ZM132 171L134 172V170L132 169ZM131 171V172H132ZM149 171V170H148ZM158 171V170H157ZM161 171V170H160ZM163 171V170H162ZM174 171V173H171V172H173ZM177 171V172H176ZM38 172H36V173H38ZM53 172H55V171H53ZM81 172V171H80ZM94 172V173H93ZM108 172V171H107ZM123 172V171H122ZM39 173H41V172H39ZM49 173V172H48ZM83 173V172H82ZM81 173V174H82ZM99 173V172H98ZM97 173V174H98ZM105 173V172H104ZM113 173H112V176H117L118 175V173H117V175L115 174V175H113ZM120 173V172H119ZM127 173V172H126ZM163 173V172H162ZM164 173H165V171H164ZM163 173V174H164ZM215 173V172H214ZM51 174V173H50ZM81 174H80V176H81ZM107 174V173H106ZM108 174H109V172H108ZM107 174V175H108ZM147 174V173H146ZM153 174V173H152ZM163 174H154V175H156V177L155 176H150L151 177V183H148L149 185L145 188V190L143 191V193L141 194V195H139V196H137V200L138 201H145V202H147L148 200H150V199H148V197L150 196V192H151V188L152 189H154V191L156 192V191H161L163 194H165L166 192H167V190L169 191V186H168V182H169V177H168V175H163ZM167 174V173H166ZM33 175H36V174H34V172H33ZM38 175H40V174H38ZM38 175H36V176H38ZM41 175H42V173H41ZM40 175V176H41ZM45 175V174H44ZM53 175V174H52ZM121 175V174H120ZM158 175V176H157ZM238 175V174H237ZM49 176V175H48ZM48 176H46V178L48 177ZM54 176V175H53ZM71 176V177H70ZM79 176V177H80ZM82 176H84V174L82 175ZM82 176L80 177L81 179H84L85 180V178H82ZM96 176V175H95ZM121 176H123V175H121ZM121 176H119V177H121ZM149 176V175H148ZM211 176H213V174L211 175ZM210 175L208 176L209 178H210V181H213L214 179H213V177H211ZM216 176V175H215ZM30 177H31V173H30ZM35 177V176H34ZM43 177V176H42ZM41 177V178H42ZM68 177H70V178H68ZM232 177V176H231ZM80 178H77L76 179V182H77V180H79L80 181ZM111 178V177H110ZM117 178V177H116ZM127 178V177H126ZM172 178H175V177H172ZM218 178V177H217ZM223 178V177H222ZM36 179V178H35ZM45 179V178H44ZM51 179V178H50ZM49 179V180H50ZM53 179V178H52ZM92 179H95L94 177H92ZM105 178L103 177V179H102V181L104 180ZM176 179V178H175ZM30 180L32 181V178H30ZM42 180V179H41ZM46 180V179H45ZM54 180V179H53ZM84 180H82V182L84 181ZM106 180H107V177H106ZM106 180H104V181H106ZM128 179H126V181H127ZM137 180H138V178H137ZM147 180V179H146ZM44 181V180H43ZM125 181V177H124V180H123V182ZM126 181H125V183H126ZM173 181V180H172ZM201 181V182H202ZM216 181V180H215ZM28 182H30V181H28ZM107 182V181H106ZM109 182V181H108ZM112 182V181H111ZM200 182V183H201ZM33 184V182H30L29 184ZM56 183H54V184H56ZM68 183V184H67ZM73 183V184H72ZM84 183V182H83ZM131 183V182H130ZM129 183V184H130ZM22 185H23V183H21ZM37 184H40L41 186H38L37 187V190H35V192H37V194H41V196H43V197H47V199H48V197L49 196H47V188H45L44 187V184H43V182H41L40 180H38L37 179ZM104 184H107V183H104ZM113 184V183H112ZM146 184V183H145ZM169 184H171L170 182H169ZM254 184H256V183H254ZM2 185V186H1ZM57 185V184H56ZM55 185V186H56ZM100 185H102V184H99V188H100ZM122 185H124V184H122ZM174 185V184H173ZM30 186V185H29ZM34 186V185H33ZM36 186V185H35ZM105 186V188H107L106 187V185H104ZM111 186V185H110ZM110 186H109V188H110ZM125 186H127V185H125ZM171 186H172V184H171ZM175 186V185H174ZM173 186V187H174ZM183 186H189V190L187 189V187L185 188V189H187L186 190V192H183V191H181V189H183ZM199 186H200V184H199ZM204 186V188H205V191H206V187H205V185H203ZM223 186V185H222ZM62 187V188H63ZM114 187V186H113ZM158 187H161L160 189L158 188ZM201 187V186H200ZM2 188H4V187H2ZM31 188V187H30ZM62 188H60V189H62ZM98 188V187H97ZM156 188H158L157 190H156ZM196 188V189H195ZM203 188V189H204ZM240 188V187H239ZM242 188H243V186H242ZM64 189V188H63ZM101 189V188H100ZM100 189L98 190V191H100ZM116 189V188H115ZM115 189H114V191H115ZM118 189V188H117ZM170 189H172V188H170ZM57 190H58V188H57ZM102 190H104V188H102ZM107 189H105V191H106ZM109 190V189H108ZM120 190V189H119ZM208 190V189H207ZM98 191L96 192V193H98ZM110 191V190H109ZM111 191H112V189H111ZM118 190H116V192H117ZM131 191H132V189H131ZM205 191H203V192H205ZM107 192V191H106ZM153 192V191H152ZM202 192V193H203ZM100 193H101V191H100ZM113 193V195H114V192H112ZM135 193V192H134ZM261 193V192H260ZM89 194V193H88ZM94 194V193H93ZM106 194H111V193H106ZM116 194V193H115ZM118 194V193H117ZM130 194V193H129ZM155 194V193H154ZM168 194V193H167ZM204 194V193H203ZM206 194H207V191H206ZM209 194V193H208ZM99 195V194H98ZM104 195V194H103ZM128 195V194H127ZM127 195H125V197H127L128 198V196ZM131 195H132V192H131ZM131 195H129V198L130 199H132V196ZM239 196H241V194H238ZM2 195H0V198H2L1 197ZM34 196V195H33ZM88 196V195H87ZM109 196V195H108ZM131 196V197H130ZM205 196V195H204ZM208 196V195H207ZM122 197V196H121ZM120 197V198H121ZM181 197V196H180ZM206 197V196H205ZM38 198V197H37ZM122 198H124V195H123V197ZM128 198V199H129ZM133 198H134V195H133ZM185 198V197H184ZM197 198H198V196H197ZM200 198H201V196H200ZM235 198V197H234ZM240 198V197H239ZM3 199V198H2ZM36 199V198H35ZM124 199H126V198H124ZM129 199V200H130ZM193 199V198H192ZM202 200L204 199V197H202L201 198ZM136 199L134 200L135 202L137 201ZM206 200V198L203 200L204 202H206L205 201ZM208 200V199H207ZM213 200V199H212ZM233 200V199H232ZM231 200V201H232ZM249 200V199H248ZM30 201V200H29ZM36 201V200H35ZM41 201V200H40ZM122 201H123V199H122ZM125 201V200H124ZM122 202L123 203V205H121L120 204V206H123V207H120V208H124V203L125 202ZM127 201V200H126ZM219 201V200H218ZM179 203V202H178ZM26 204V203H25ZM36 206H37V204L36 203H34ZM40 204V203H39ZM127 204V203H126ZM128 204H130V203H128ZM127 204V205H128ZM227 204V203H226ZM29 205V204H28ZM28 205H26V206H28ZM47 205V204H46ZM118 205V209H120L119 208V204H117ZM131 205V204H130ZM218 205V204H217ZM4 206L5 205H0V212L1 211H3V209H5L6 208V206H5V208H4ZM13 206V205H12ZM21 206H17V208H20ZM25 206V205H24ZM25 206V207H26ZM40 206V205H39ZM132 206V205H131ZM172 206H174V204L172 205ZM223 206V205H222ZM29 207V206H28ZM41 207V206H40ZM128 207V206H127ZM225 207V206H224ZM14 208V207H13ZM16 208V207H15ZM22 209H23V207H21ZM21 208L20 209H18L17 211L18 212H16L17 213V216L20 214L19 212L21 211ZM44 208V207H43ZM43 208H41V209H43ZM141 208V207H140ZM12 209V208H11ZM36 209H37V207H36ZM38 209H40V208H38ZM37 209V210H38ZM117 209V210H118ZM124 209H126V207L124 208ZM134 209V208H133ZM135 209H136V207H135ZM205 209V208H204ZM263 209V208H262ZM31 210V209H30ZM137 210V209H136ZM24 211V210H23ZM27 211V210H26ZM42 211V210H41ZM40 211V212H41ZM113 211V210H112ZM114 211H116V210H114ZM119 211V210H118ZM135 211V210H134ZM212 211V210H211ZM211 211H210V213H211ZM25 212V211H24ZM32 212V211H31ZM30 212V213H31ZM35 212V211H34ZM142 212V211H141ZM264 212V211H263ZM3 213V212H2ZM27 213V212H26ZM29 213V212H28ZM114 213V212H113ZM113 213L111 214V215H113ZM116 213V212H115ZM117 213H119L120 214V212H117ZM121 213L123 214L124 212H122L121 211ZM129 213V212H128ZM127 212H126V214H128ZM135 213L137 214V212L135 211ZM139 213H140V211H139ZM207 213V212H206ZM210 213H209V215H210ZM15 214V213H14ZM13 214V215H14ZM24 214V213H23ZM33 214H35V213H33ZM141 214V213H140ZM146 214V213H145ZM263 214V213H262ZM37 215V214H36ZM35 215V216H36ZM40 215H42L41 213H40ZM44 215V214H43ZM135 215V214H134ZM142 215V214H141ZM253 215V214H252ZM261 215V214H260ZM21 216L22 215H20L19 217L20 218H17L16 216H14V218H9V219H6V218H4L2 215H0V244H3V243H7L8 241H10V240H13V241H17V242H22V240L26 237L25 235H26V233H30V234H34L35 232H37V230L33 227L35 224V220L37 221L36 223H38V222H40L41 220V217H39L38 219H36V218H33V217H27V218H24V217H26V216H28V214L25 216V215H23L22 217V219H21ZM29 216H30V214H29ZM33 216V215H32ZM118 216V215H117ZM120 216H121V214H120ZM125 216H127V215H125ZM92 217H91V219H92ZM115 217V216H114ZM122 217H123V215H122ZM130 217H131V215H130ZM135 217V216H134ZM115 218H117V217H115ZM120 218V217H119ZM125 218V217H124ZM129 218V217H128ZM133 217H131V218H129V219H132ZM251 218V217H250ZM102 219V220H101ZM114 219V218H113ZM121 219V218H120ZM126 219V218H125ZM88 220V219H87ZM89 220H90V217H89ZM93 220V219H92ZM95 220V221H96ZM117 220V219H116ZM128 220V219H127ZM133 220V219H132ZM131 220V221H132ZM94 221V220H93ZM120 221V220H119ZM124 220H122L121 219V221H120V223L121 222H123ZM126 221V220H125ZM130 221V220H129ZM67 222H69V220L68 221H66V224L67 225H69V223H67ZM97 222V223H98ZM111 222V223H110ZM133 222V221H132ZM52 223V222H51ZM50 223V224H51ZM96 223V224H97ZM115 223V226H113V227H116V221L114 222ZM117 223H119L118 221H117ZM252 223V222H251ZM258 223V222H257ZM26 224L28 225H30L29 227H27L26 226ZM32 224H34L33 226H32ZM41 225H39V226H43L42 225V222L40 223ZM44 224V223H43ZM49 224V225H50ZM79 224V223H78ZM85 224V223H84ZM90 224V223H89ZM89 224H88V222L86 223V225L84 226H80L81 228H82V230H83V228H87L88 226H89ZM93 224H95L94 222H92L91 221V224H90V226H92L93 227ZM262 224V223H261ZM58 225V227H59V223L57 224ZM70 225H72V224H70ZM77 225V224H76ZM80 225V224H79ZM79 225L77 226V228H79ZM114 225V224H113ZM117 225H120V224H117ZM255 225V227L257 226L256 225V223L254 224ZM38 226V227H39ZM45 226H46V224H45ZM44 226V227H45ZM51 226V225H50ZM49 226V228H51ZM62 226V225H61ZM60 226V227H61ZM73 226V225H72ZM101 226V225H100ZM109 226H108V228H109ZM48 227V226H47ZM64 227V226H63ZM70 227V226H69ZM113 227H111V228H113ZM254 226H252L251 228H253ZM258 227H259V225H258ZM43 228V227H42ZM46 228V227H45ZM74 228V227H73ZM261 228V227H260ZM38 229V228H37ZM56 229V228H55ZM61 228H59V230H60ZM65 229V228H64ZM71 229V228H70ZM95 229V228H94ZM102 229H103V227H102ZM119 229V228H118ZM253 229H256V228H253ZM48 230V229H47ZM69 230V229H68ZM89 230H90V227H89ZM91 230H92V228H91ZM104 230V229H103ZM106 230V229H105ZM109 230H110V228H109ZM113 230H115V229H113ZM112 230V231H113ZM117 230V229H116ZM258 229H256V231H257ZM43 230H41V232H42ZM66 231V230H65ZM75 231H76V229H75ZM78 231V230H77ZM93 231V230H92ZM107 231H108V229L106 230V232L104 231V233H106V234H108L107 233ZM256 231H254V232H256ZM259 231H260V229H259ZM40 232V231H39ZM38 232V233H39ZM40 232V233H41ZM50 232V231H49ZM60 232H61V230H60ZM88 232V231H87ZM98 232V231H97ZM101 232H103V231H101ZM110 232V231H109ZM258 232V231H257ZM261 232V231H260ZM53 233V232H52ZM48 234V232H47V235H49V236H56L55 234L53 235V234ZM58 233V232H57ZM80 233H82V232H80ZM95 233H96V230H95ZM116 233V232H115ZM118 233V232H117ZM116 233V234H117ZM229 233V232H228ZM251 233H252V231H251ZM262 233V232H261ZM29 234V235H30ZM36 234V233H35ZM43 234H44V231H43ZM89 234V233H88ZM100 234V233H99ZM98 234V235H99ZM110 234V233H109ZM112 234H114V233H112ZM252 234H254V233H252ZM259 234V233H258ZM23 235L25 236V237H23ZM77 235H79V233L77 234ZM92 235V234H91ZM96 235V234H95ZM262 235V234H261ZM40 236V235H39ZM44 236H45V234H44ZM43 236V237H44ZM49 236L48 237H46V238H49ZM89 236V235H88ZM94 236V235H93ZM97 236V235H96ZM102 236H104V235H102ZM102 236H101V238H102ZM107 236V235H106ZM113 236V235H112ZM118 236V235H117ZM254 236V235H253ZM258 236V235H257ZM257 236H255V237H257ZM264 236V235H263ZM42 237V238H43ZM111 237V236H110ZM251 237V239L252 240H254V239H259V238H252V236H250ZM41 238V239H42ZM106 238V237H105ZM114 238V237H113ZM39 239V238H38ZM44 239V238H43ZM50 239V238H49ZM52 239H54L53 237H52ZM58 238H56V240H57ZM103 239H104V237H103ZM103 239H101V240H103ZM264 239V238H263ZM44 240H46V239H44ZM44 240H42V241H44ZM48 240V239H47ZM60 240H62V239H60ZM94 240V239H93ZM99 240V239H98ZM48 241H50V240H48ZM47 241V243L46 244H48V243H50V242H48ZM55 241V240H54ZM53 241V242H54ZM96 241V240H95ZM105 241V240H104ZM107 241V240H106ZM109 241V240H108ZM52 242V243H53ZM58 242H59V240H58ZM98 242V241H97ZM110 242V241H109ZM115 242V241H114ZM250 242V241H249ZM254 242H256V241H254ZM253 242V243H254ZM262 241H260V242H258L259 244L261 243ZM263 242H264V240H263ZM91 243H92V241H91ZM39 244H41V243H39ZM45 243L43 242L41 245H43V246H45L44 245ZM51 244V243H50ZM54 244H56V243H54ZM102 244H103V242H102ZM108 244V243H107ZM257 244V243H256ZM40 245V246H41ZM52 245V244H51ZM51 245H49L48 244V247L49 246H51ZM90 245V244H89ZM258 245V244H257ZM72 246H73V244H72ZM255 246V245H254ZM260 246V245H259ZM47 247V246H46ZM38 248V247H37ZM44 248V247H43ZM42 248V249H43ZM52 248H53V246H52ZM51 247H50V250L52 249ZM84 248V247H83ZM112 248V247H111ZM45 249V248H44ZM43 249V250H44ZM95 249V248H94ZM107 249V248H106ZM114 249V248H113ZM255 249V248H254ZM48 250H49V248L47 249V252H48ZM49 250V251H50ZM229 250V249H228ZM256 250H258V251H260L258 248H256ZM112 251V250H111ZM44 252H46V251H44ZM256 252V251H255ZM257 253V252H256ZM263 253V252H262ZM41 254V253H40ZM47 254V253H46ZM45 255V254H44ZM255 255H259V254H255ZM88 256V255H87ZM224 256V255H223ZM84 257V256H83ZM254 257V256H253ZM90 258V257H89ZM248 258V257H247ZM251 258V256L248 258V259H250ZM255 258V257H254ZM253 258V259H254ZM259 257L257 256V258H255V259H258ZM249 260V261H252V263L250 262L249 264H254L253 263V261L255 260ZM262 259H263V257H262ZM261 259V260H262ZM85 260V259H84ZM86 260H87V258H86ZM42 261V260H41ZM240 261V260H239ZM263 261H264V259H263ZM74 262V261H73ZM88 262V261H87ZM234 262H236L235 260H234ZM233 262V263H234ZM238 262V261H237ZM244 262V261H243ZM246 262V261H245ZM226 263V262H225ZM240 263V262H239ZM247 263V262H246ZM256 263V262H255ZM258 263V262H257ZM261 263V262H260ZM86 264V263H85ZM88 264H90V263H88ZM235 264V263H234ZM245 264V263H244ZM261 264H263V262L261 263Z\"/></svg>","mask_w":264,"mask_h":264}]
</instances>
